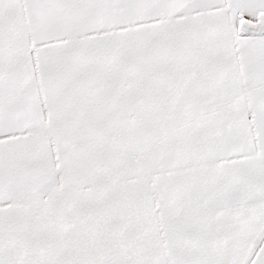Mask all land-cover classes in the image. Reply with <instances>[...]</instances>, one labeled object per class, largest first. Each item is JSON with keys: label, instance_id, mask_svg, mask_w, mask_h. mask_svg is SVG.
Returning a JSON list of instances; mask_svg holds the SVG:
<instances>
[{"label": "snow or ice", "instance_id": "6c2138e0", "mask_svg": "<svg viewBox=\"0 0 264 264\" xmlns=\"http://www.w3.org/2000/svg\"><path fill=\"white\" fill-rule=\"evenodd\" d=\"M0 264H264V0H0Z\"/></svg>", "mask_w": 264, "mask_h": 264}]
</instances>
